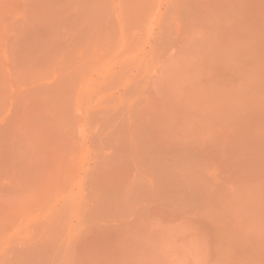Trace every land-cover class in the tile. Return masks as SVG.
I'll return each mask as SVG.
<instances>
[{"label":"rangeland","instance_id":"rangeland-1","mask_svg":"<svg viewBox=\"0 0 264 264\" xmlns=\"http://www.w3.org/2000/svg\"><path fill=\"white\" fill-rule=\"evenodd\" d=\"M0 264H264V0H0Z\"/></svg>","mask_w":264,"mask_h":264}]
</instances>
